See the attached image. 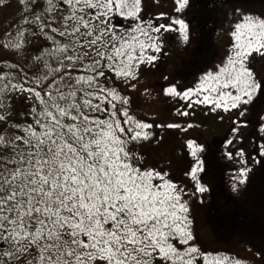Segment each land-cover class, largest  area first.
<instances>
[{
    "label": "snow or ice",
    "instance_id": "obj_1",
    "mask_svg": "<svg viewBox=\"0 0 264 264\" xmlns=\"http://www.w3.org/2000/svg\"><path fill=\"white\" fill-rule=\"evenodd\" d=\"M19 3L26 14L14 32L4 33L0 48L22 53L29 32L42 36L45 45L34 49L35 70L20 68L18 78L0 69V257L8 258L0 264L13 258L16 264H242L196 243L184 197L209 191L203 177L213 161L203 155L205 146L186 142L190 193L167 171L142 166L144 157L133 148L154 136V125L131 109L129 93L137 90L140 68L159 59L161 30L178 32L188 43L190 25L182 18L159 25L145 20L141 0ZM189 3L175 0V12ZM236 13L221 60L194 87L180 92L170 85L165 95L190 101L189 109L205 105L212 112L236 110L239 117L264 97V79L250 67L253 53L264 56V16ZM117 17L131 23L117 25ZM14 93L34 101L23 120L9 119L4 101ZM258 118L264 135V113ZM233 123L240 126L239 120ZM224 155L232 160L245 153ZM239 163L244 167L232 177L233 191L252 171L245 159Z\"/></svg>",
    "mask_w": 264,
    "mask_h": 264
},
{
    "label": "rangeland",
    "instance_id": "obj_2",
    "mask_svg": "<svg viewBox=\"0 0 264 264\" xmlns=\"http://www.w3.org/2000/svg\"><path fill=\"white\" fill-rule=\"evenodd\" d=\"M175 6V0H141L140 15L145 20H152L154 24L159 25L161 23L170 24L171 18H182L190 25V40L188 43H184L181 41L178 32L161 30L159 35L163 41V47L161 53H159V59L151 65L144 64L141 66L139 80L143 78L144 82H149L148 87L143 89L148 96L145 100L150 105L152 104L160 120L167 121L166 133L156 132L155 136L146 143L133 146H136L135 151H143L145 155L142 166H154L162 171H167L172 180L187 191L189 186L186 185L188 179L185 171L190 161H188L189 154L186 142L194 140L206 148L211 141H214L218 145L219 154L226 151L236 153L241 150L242 148L238 149L237 147L246 137L249 138L248 141L254 139L256 144L264 143V135L259 132L261 121L258 118V114L264 113V97H260L253 106H249V112L244 117L239 118L236 110L225 112L218 109L212 112L210 106L205 105H194L189 109L187 105L190 101L178 96L165 95L163 89L174 85L178 91L183 92L189 87H194L201 73L213 68L225 55L231 39L228 32L231 30V24L238 18L236 9L264 16V7L257 11L248 4L218 5L214 14L212 11L207 14L210 8L206 11V6L201 3V0H190L189 5L182 13L175 12ZM196 8L199 12H206L205 17L204 13H199L196 16ZM161 13L164 15L161 16ZM193 16H196L194 18L195 22L192 20ZM117 18L114 21L117 25L127 26V23H131H126L123 19ZM194 46L198 48L196 55L194 54L195 51L191 49ZM193 61L197 63L195 67H198L193 69V74L191 72L190 75L185 77L184 69L190 70L189 66ZM250 67L253 68L258 79H264V56L253 53ZM152 70L153 74L149 75V71ZM177 72H179V77L174 76ZM13 100L17 105L22 104L26 108H31L34 103L33 100L27 98V94L21 96L14 93L12 94ZM12 101L10 99L7 108V111L11 113L9 118H11L15 108ZM177 109L181 112L187 110L189 114L187 116L179 115ZM237 120L240 122L238 128L237 124L233 123ZM244 122H247V126H244ZM169 124H178L180 127L169 128L167 127ZM189 124L192 127H188ZM233 128H237L235 133L232 131ZM229 139L232 140V144L225 147V142ZM244 148L249 155L251 149H248L247 146ZM205 157L209 159V157ZM224 160L228 161L229 159L225 157ZM232 160L235 162L236 157ZM203 179L211 188L214 186V182L219 180L214 178L213 172L210 171L207 175H204ZM187 192L190 193V191ZM187 196L191 199L194 195ZM190 205L193 217L191 201ZM199 216L198 223L194 221V225H201L196 229V233H198L199 242L202 243L200 247L206 250L212 245L215 237H213L214 235L211 236L210 223L201 214ZM202 225H207V228H203ZM236 249L238 250V248ZM229 251L230 249L227 250V252ZM242 264L258 263L246 258V262H242Z\"/></svg>",
    "mask_w": 264,
    "mask_h": 264
},
{
    "label": "trees",
    "instance_id": "obj_3",
    "mask_svg": "<svg viewBox=\"0 0 264 264\" xmlns=\"http://www.w3.org/2000/svg\"><path fill=\"white\" fill-rule=\"evenodd\" d=\"M43 2V0H42ZM23 12V6L19 3V0H0V39H3L5 32H14L16 26L20 23ZM213 16V15H212ZM212 16L210 17L212 20ZM195 16L192 17L193 22ZM118 20V18H117ZM24 27H30L24 25ZM27 43L22 53L8 51L0 48V69L3 71L16 72L18 78L20 75V68H23L25 72L35 70V62L32 57L37 55L38 52L34 49L40 48L45 45L44 38L42 36H33L31 32L26 33ZM59 39V37H57ZM8 64H17V69H9ZM153 74V70L149 71V75ZM152 82V81H151ZM149 82L143 81V78L139 80L137 90L130 92L132 97L131 109L132 112L141 120L154 125L149 131L154 133H166V120H160L159 115L154 111L152 104L147 102L148 96L144 93V87H148ZM156 85V84H155ZM123 88L124 86L121 85ZM148 93V92H147ZM11 96L4 101L6 105L10 104ZM149 100V99H148ZM14 111L9 119L23 120V113L28 112L31 108L23 107L22 104H16L14 100ZM151 107V108H150ZM156 125H160L156 127ZM153 136V137H154ZM152 137V138H153ZM248 137L239 143L238 149L242 148L245 155L247 166L252 169L249 173L247 183L240 185L237 191L232 189V177L237 174V170L244 165L239 163L241 157H236V161H225L226 157L223 154L217 156V160L213 161V167L210 172H213V177L219 179L214 182V186L204 181L209 191L202 194L197 193L193 198H189L187 195L184 197L186 200L191 201L192 213L194 221L198 223L200 214L202 217L210 223L211 236L214 235L212 245L205 251H212L214 253L221 252L230 257H235L242 262H246L247 259H252L258 264H264V157L259 156V145L255 140L248 141ZM146 143L142 141L139 144ZM245 146L251 149L248 153L245 152ZM136 146H133L135 149ZM136 150V149H135ZM145 156L143 151H137ZM229 152V151H227ZM260 160L261 163L257 164L253 161L254 154ZM189 154V152H188ZM205 153H203L204 155ZM235 154V153H234ZM235 157V156H234ZM211 160V159H210ZM188 161H191L189 154ZM212 161V160H211ZM224 161L227 163L225 165ZM188 179L189 189L187 191L192 192L194 190V184L191 179L186 175ZM186 191V192H187ZM189 198V199H188ZM201 199L203 202L201 203ZM201 225H194V232L197 236V245L200 247L202 243L199 242L198 233L196 229ZM207 225H202L205 228ZM207 228V227H206ZM7 248V245H3ZM238 248V250L236 249ZM230 249L229 252L227 250ZM0 259H8L6 257H0ZM12 264H16L13 258Z\"/></svg>",
    "mask_w": 264,
    "mask_h": 264
},
{
    "label": "flooded vegetation",
    "instance_id": "obj_4",
    "mask_svg": "<svg viewBox=\"0 0 264 264\" xmlns=\"http://www.w3.org/2000/svg\"><path fill=\"white\" fill-rule=\"evenodd\" d=\"M201 3L204 6H206V11L208 8H210V9H208L207 14H210L211 11L214 14V11H215L216 7H218V5L229 6V5H235L238 3L240 5H247L248 4V5L252 6V8L256 9L257 11H260V9L264 7V0H203V1L201 0ZM199 5H200V3H199ZM243 11L246 12V10H243ZM199 13H204V11L199 12L198 9L196 8V16H198ZM205 14H206V12L204 13V17H205ZM191 49H193V51H195L194 54L196 55L198 48L196 46H194ZM196 64L197 63H195L194 61L192 62V64L190 66H189V64H187L190 67V70L184 69L185 77L187 75H190L194 68L198 67V66L195 67ZM178 73L179 72H177L174 76L179 77ZM193 73L194 72H192V74ZM205 149H206L205 156L209 157V159H211L212 161H216L217 156L219 155L218 145H216L214 141H211V143L208 144Z\"/></svg>",
    "mask_w": 264,
    "mask_h": 264
}]
</instances>
